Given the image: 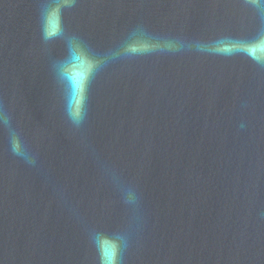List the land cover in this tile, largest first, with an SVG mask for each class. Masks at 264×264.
Instances as JSON below:
<instances>
[{"label":"water","instance_id":"obj_1","mask_svg":"<svg viewBox=\"0 0 264 264\" xmlns=\"http://www.w3.org/2000/svg\"><path fill=\"white\" fill-rule=\"evenodd\" d=\"M101 246L264 264V0H0V264Z\"/></svg>","mask_w":264,"mask_h":264},{"label":"clouds","instance_id":"obj_2","mask_svg":"<svg viewBox=\"0 0 264 264\" xmlns=\"http://www.w3.org/2000/svg\"><path fill=\"white\" fill-rule=\"evenodd\" d=\"M46 38H47V34H46ZM5 123L6 124L8 123L6 118H5ZM12 147L14 152L19 153V144L17 142L15 132L12 133ZM100 252H101L102 264H116L117 257L114 254H112L111 252H105L102 246L100 248Z\"/></svg>","mask_w":264,"mask_h":264},{"label":"snow or ice","instance_id":"obj_3","mask_svg":"<svg viewBox=\"0 0 264 264\" xmlns=\"http://www.w3.org/2000/svg\"><path fill=\"white\" fill-rule=\"evenodd\" d=\"M52 26H53V28H55V21L54 20L52 21Z\"/></svg>","mask_w":264,"mask_h":264}]
</instances>
